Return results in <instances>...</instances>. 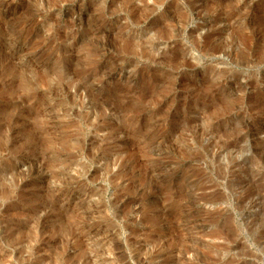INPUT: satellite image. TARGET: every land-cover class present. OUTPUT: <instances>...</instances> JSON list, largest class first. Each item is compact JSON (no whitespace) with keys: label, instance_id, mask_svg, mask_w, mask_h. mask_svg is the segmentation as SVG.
Here are the masks:
<instances>
[{"label":"rangeland","instance_id":"obj_1","mask_svg":"<svg viewBox=\"0 0 264 264\" xmlns=\"http://www.w3.org/2000/svg\"><path fill=\"white\" fill-rule=\"evenodd\" d=\"M0 264H264V0H0Z\"/></svg>","mask_w":264,"mask_h":264},{"label":"bare ground","instance_id":"obj_2","mask_svg":"<svg viewBox=\"0 0 264 264\" xmlns=\"http://www.w3.org/2000/svg\"><path fill=\"white\" fill-rule=\"evenodd\" d=\"M230 144H231V143H230ZM226 147H227V146H226ZM241 182H242V180L239 179V180H238V184H240ZM257 189H258V188H256V190H257ZM251 190H253V189H251ZM254 190H255V188H254ZM257 191H258V190H257ZM254 193H255V192H254ZM250 195H252V194H250ZM250 195H249V196H250ZM249 196H248V197H249ZM248 197H247V198H248Z\"/></svg>","mask_w":264,"mask_h":264}]
</instances>
